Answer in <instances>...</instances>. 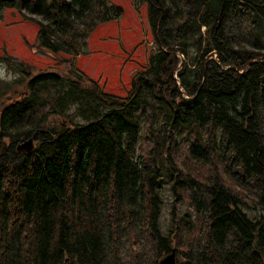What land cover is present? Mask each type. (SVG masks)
Returning <instances> with one entry per match:
<instances>
[{
    "label": "trees",
    "instance_id": "1",
    "mask_svg": "<svg viewBox=\"0 0 264 264\" xmlns=\"http://www.w3.org/2000/svg\"><path fill=\"white\" fill-rule=\"evenodd\" d=\"M145 1L157 48L126 96L75 67L20 68L24 91L0 101V264H159L172 248L177 264H264V0ZM15 4L40 17L39 47L71 56L120 9Z\"/></svg>",
    "mask_w": 264,
    "mask_h": 264
},
{
    "label": "rangeland",
    "instance_id": "2",
    "mask_svg": "<svg viewBox=\"0 0 264 264\" xmlns=\"http://www.w3.org/2000/svg\"><path fill=\"white\" fill-rule=\"evenodd\" d=\"M109 2L120 8L117 17L100 23L83 41L84 46L78 56L62 53L60 56L39 47L36 41L38 26L34 19L39 20L40 17L20 11L15 2L0 5V85L10 82L7 95L0 101H10L18 91H24L23 86L14 85L16 79L23 77L20 68L29 72L25 75L28 80L42 71L67 75L75 67L102 91L126 96L133 76L146 69L149 55L157 47L148 22L145 0ZM179 56L184 59L182 53ZM58 122L65 121L61 117ZM172 199L164 191L163 230L171 223ZM176 208L180 215L191 207L186 202H179Z\"/></svg>",
    "mask_w": 264,
    "mask_h": 264
},
{
    "label": "water",
    "instance_id": "3",
    "mask_svg": "<svg viewBox=\"0 0 264 264\" xmlns=\"http://www.w3.org/2000/svg\"><path fill=\"white\" fill-rule=\"evenodd\" d=\"M3 3H13L15 0H0ZM34 147L33 138L25 139L17 145L19 151H29ZM159 264H177L176 249L172 248L170 252L166 253L159 261Z\"/></svg>",
    "mask_w": 264,
    "mask_h": 264
}]
</instances>
